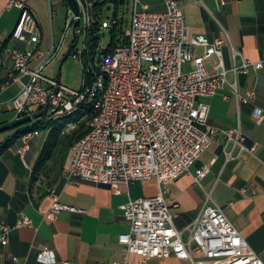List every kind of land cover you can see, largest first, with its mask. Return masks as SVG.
Wrapping results in <instances>:
<instances>
[{"label": "built area", "instance_id": "1", "mask_svg": "<svg viewBox=\"0 0 264 264\" xmlns=\"http://www.w3.org/2000/svg\"><path fill=\"white\" fill-rule=\"evenodd\" d=\"M76 1L80 12L74 30L78 43L70 56L82 62L81 89L66 88L44 76L65 38L58 48L53 39L48 51L39 47L38 21L28 0L7 2L8 9L20 10L12 38L25 42L27 48L10 51L12 75L6 85H21L13 102L20 117L43 112L47 106L46 114L32 121L40 125L68 119L84 103L89 106V132L71 146L70 165L65 173L67 182L80 180L105 185L116 194L121 193L122 187L155 182V195L129 199L122 206L130 230L118 237L125 252L124 260L113 264H147L152 258L170 256L190 264H264L223 209L205 205L194 224L186 229L188 238L184 240L183 231L175 228L174 216L166 204L169 183L187 174L214 138L221 137L226 145L233 143L244 148L240 130L208 124L209 106L203 99L224 89L230 73L236 76L259 71L264 60L251 62L233 50L234 63L228 69L223 60L225 40L192 35L183 7L175 0H166L162 12L150 11L143 0H129L127 42L110 52L100 42L101 30L108 27L106 21H101L93 32L95 4L104 0ZM214 2L217 10L224 4V0ZM118 24L116 18L111 21L112 27ZM81 35L83 47L79 49ZM30 45L35 49L29 50ZM198 48L203 49L202 55L196 54ZM238 57L240 63L236 62ZM212 59L215 62L212 71H208L205 63ZM187 65L191 68H186ZM2 67L0 56V70ZM254 99L255 93L249 91L242 102ZM252 117L256 124H261L264 110L255 108ZM37 125L22 135L23 146L19 150L22 159L29 149L28 141L39 134ZM75 126L70 122L64 131ZM207 173V168L198 169L195 182L198 184ZM48 195L51 205L45 217L52 221L61 212H83L61 203L55 190ZM31 225L27 216L13 227L0 222V247L9 243L12 228ZM130 255L137 256V262L129 260ZM37 260L39 264H74L57 262L54 252L47 247L39 252Z\"/></svg>", "mask_w": 264, "mask_h": 264}, {"label": "crops", "instance_id": "2", "mask_svg": "<svg viewBox=\"0 0 264 264\" xmlns=\"http://www.w3.org/2000/svg\"><path fill=\"white\" fill-rule=\"evenodd\" d=\"M165 1L143 0L153 12L164 11ZM175 1L183 7L192 35L225 40L223 60L228 69L234 63L233 50L251 62L264 60V0H224L219 10L214 0ZM7 2L0 0L3 65L0 70V125L17 115L13 102L21 91L18 83L6 85L12 75L10 51L27 48L25 42L12 38L20 10L8 9ZM55 2L66 5L65 0ZM27 4L38 21L39 47L46 52L52 42L48 43L47 31L42 24L47 20L46 0H28ZM28 49L34 50L35 46L30 45ZM196 54L202 55L203 49L198 48ZM213 62L215 59L205 63L208 71H212ZM236 62L240 63L241 58L238 57ZM186 68L190 69L191 65ZM228 79L229 84L224 89L203 99L209 106L208 124L240 130L244 148L233 143L226 145L221 137L214 138L189 172L169 183L166 204L174 216L175 228L183 231L184 240L188 238L186 229L194 224L205 205L223 209L249 248L264 263V121L258 125L252 117L255 108L264 110V67L236 76L230 73ZM249 91L255 93V99L243 103L242 98ZM34 125L35 122H30L0 132V222L13 227L27 216L32 223L11 229L9 243L0 247V264H39L37 256L46 247L54 252L57 262H122L125 252L118 237L130 230L122 206L129 199L155 195V182L143 183L142 187L137 184L127 189L122 187L120 194L105 185L80 180L69 183L65 173L70 165L71 147L65 141L52 151L45 166L38 168L51 128L38 129L39 134L28 141L25 157H20L23 132ZM73 129L68 128L65 132ZM201 168H207L208 173L197 184L196 171ZM145 185L149 186L148 193L143 189ZM50 190L59 194L61 203L83 212H61L53 221L46 218L45 213L51 205ZM129 260L137 262L138 257L130 255ZM147 264L190 262L170 256L152 258Z\"/></svg>", "mask_w": 264, "mask_h": 264}, {"label": "rangeland", "instance_id": "3", "mask_svg": "<svg viewBox=\"0 0 264 264\" xmlns=\"http://www.w3.org/2000/svg\"><path fill=\"white\" fill-rule=\"evenodd\" d=\"M47 5V20L43 21V27L46 29V37L48 38V43H50L53 39L55 47L58 48L61 44V41L64 39V44L60 53L56 56V58L46 67L44 71V76L49 79L56 80L59 72V65L66 54V52L71 47L74 36L72 27L66 32V5L62 3L56 4L55 0H46ZM117 17L119 20H124L123 24L118 28L125 32L126 28L129 27L130 16H131V6L129 3L120 5L117 10L113 6L107 8L104 14V19L108 24V27L101 30L100 34V42L103 47H107L111 42V21L114 17ZM84 37L81 35L79 37L78 48L81 49L83 47ZM61 85L66 88L72 90H80L82 87L83 79H84V70L82 66V62L80 60H76L73 57L69 56L67 60L63 63L61 67L60 74ZM24 82H27V79H24ZM143 183H137V186L142 187ZM145 191L148 193L149 187L145 185Z\"/></svg>", "mask_w": 264, "mask_h": 264}, {"label": "trees", "instance_id": "4", "mask_svg": "<svg viewBox=\"0 0 264 264\" xmlns=\"http://www.w3.org/2000/svg\"><path fill=\"white\" fill-rule=\"evenodd\" d=\"M129 0H104L102 2H97L95 4V15L93 32L98 30V24L105 20L104 14L107 8L113 6L115 10L119 8L120 5L129 3ZM118 19L116 16L114 17ZM119 20V19H118ZM124 20H119V24L112 27L111 29V42L108 45V50L111 52L117 46L123 45L127 42L125 32L118 27L123 24ZM91 117V110L87 104H82L78 113L68 119H63L59 121L49 122L46 125H40L38 122L35 123L37 128H51L48 140L46 142L43 155L38 162V168L44 167L45 162L48 159L52 151L62 142L65 141L69 147H71L76 141L82 138L89 132V127L87 125V120ZM70 122L76 123V127L69 132H65L64 129L66 125ZM28 131V130H27ZM27 131L23 132L26 133Z\"/></svg>", "mask_w": 264, "mask_h": 264}, {"label": "water", "instance_id": "5", "mask_svg": "<svg viewBox=\"0 0 264 264\" xmlns=\"http://www.w3.org/2000/svg\"><path fill=\"white\" fill-rule=\"evenodd\" d=\"M65 4H66L67 9H68L67 21H66V32L69 30V28L72 27L74 42L71 45V47L69 48V50L66 52V54L64 55L60 65H59V72H58V77H57V82L59 84H61V80H60V78H61L60 77L61 67H62L63 63L67 60V58L70 56L72 48L76 47L77 43H78V38L76 37L74 30L79 23V20H78V17L80 14L79 6H78V3L76 0H65ZM56 91L57 90H55V92ZM46 111H47V106L45 107L43 112H40L38 114L29 115V116H25V117H20L17 114L11 120L0 125V132L12 130V129L18 128L22 125L28 124V123L36 120V119H39L40 117H43L46 114Z\"/></svg>", "mask_w": 264, "mask_h": 264}]
</instances>
